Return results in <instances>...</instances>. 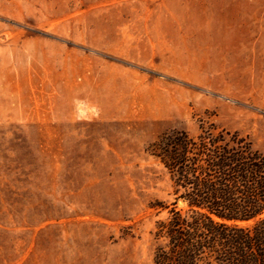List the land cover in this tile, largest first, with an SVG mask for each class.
<instances>
[{
	"label": "rangeland",
	"instance_id": "obj_1",
	"mask_svg": "<svg viewBox=\"0 0 264 264\" xmlns=\"http://www.w3.org/2000/svg\"><path fill=\"white\" fill-rule=\"evenodd\" d=\"M221 54L234 92L264 70V0H0V264H153L148 144L214 121L264 152V111L196 82Z\"/></svg>",
	"mask_w": 264,
	"mask_h": 264
},
{
	"label": "trees",
	"instance_id": "obj_2",
	"mask_svg": "<svg viewBox=\"0 0 264 264\" xmlns=\"http://www.w3.org/2000/svg\"><path fill=\"white\" fill-rule=\"evenodd\" d=\"M147 153L170 179L152 230L153 264H264V152L214 121L162 133Z\"/></svg>",
	"mask_w": 264,
	"mask_h": 264
},
{
	"label": "crops",
	"instance_id": "obj_3",
	"mask_svg": "<svg viewBox=\"0 0 264 264\" xmlns=\"http://www.w3.org/2000/svg\"><path fill=\"white\" fill-rule=\"evenodd\" d=\"M186 39V38H184ZM182 54L186 53L185 44L181 48ZM251 55H260V53L253 52ZM221 57L218 56L217 59V69L214 68V65L208 68L204 64L201 66L200 76L196 78V82L210 89L212 92H216L224 98L228 97H242L248 100L251 108L254 109V112H263L264 111V70L258 69V64H253L255 71L246 73L238 77L236 81L238 83L245 85V88L236 87L235 92L232 90L231 74L229 68L231 63L229 62L228 56L221 54ZM258 66V67H256ZM215 72H217L215 74ZM199 73V72H197ZM247 86V87H246ZM242 89V90H241ZM238 90H241L238 91ZM246 90V91H244Z\"/></svg>",
	"mask_w": 264,
	"mask_h": 264
}]
</instances>
